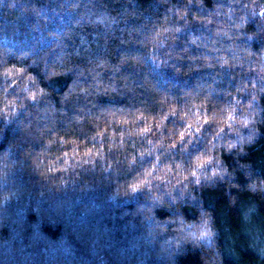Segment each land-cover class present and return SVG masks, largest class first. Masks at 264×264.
Masks as SVG:
<instances>
[{"label": "trees", "instance_id": "16d2710c", "mask_svg": "<svg viewBox=\"0 0 264 264\" xmlns=\"http://www.w3.org/2000/svg\"><path fill=\"white\" fill-rule=\"evenodd\" d=\"M186 5L0 0V128L8 138L15 129L52 177L93 174L131 194L183 189L197 197L196 218H178L183 240L171 264H264V41L230 39L232 0ZM245 30L255 32L254 23ZM78 52L93 69L82 86L100 94L74 107L46 105L40 70L79 60ZM123 211L108 206L101 215L119 226ZM14 235L0 230V241ZM105 243L26 249L22 264H108ZM125 243L135 251L134 237Z\"/></svg>", "mask_w": 264, "mask_h": 264}, {"label": "clouds", "instance_id": "9594fccd", "mask_svg": "<svg viewBox=\"0 0 264 264\" xmlns=\"http://www.w3.org/2000/svg\"><path fill=\"white\" fill-rule=\"evenodd\" d=\"M192 3L193 0H187L186 7ZM196 3L203 7V0H196ZM232 3L237 7L232 13L236 18L231 21L233 36L230 39L250 41L255 37L264 41V0H232ZM250 21L256 28L251 34L245 30ZM76 56L81 59L45 64L40 70L39 83L44 85L46 105L55 99L61 106L74 107L80 99L93 103L100 94L101 90L95 85L82 86L93 69L84 63L83 53L78 52ZM257 59H264V45ZM69 80L73 83L69 84ZM77 81L82 83L78 85ZM259 91L264 92V86ZM11 131L12 137L8 138L4 128H0V230L10 229L15 234L11 239L0 241V258L5 264L9 261L22 264L27 259L23 255L26 249L34 252L54 249L71 239L81 245L89 240L98 243L103 239L108 264H138L142 259L149 264H171L169 257L175 245L183 240V227L178 218H196L201 211L197 197L185 194L183 189L176 195L161 189L131 194L126 184L103 181L93 174L72 175L67 180L52 177L45 171L40 156L16 139L15 129ZM189 184L196 187L192 181ZM117 189L125 194L113 199L112 193ZM89 197L94 198L91 203ZM108 206L124 209L119 226L115 223L107 226L108 218L101 212ZM154 208L168 219H158ZM129 236L135 239L134 252L126 247Z\"/></svg>", "mask_w": 264, "mask_h": 264}]
</instances>
